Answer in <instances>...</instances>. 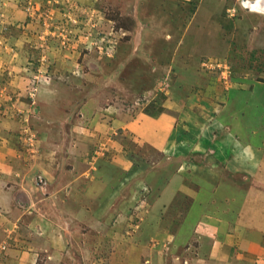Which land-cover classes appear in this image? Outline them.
Wrapping results in <instances>:
<instances>
[{
  "label": "rangeland",
  "instance_id": "1",
  "mask_svg": "<svg viewBox=\"0 0 264 264\" xmlns=\"http://www.w3.org/2000/svg\"><path fill=\"white\" fill-rule=\"evenodd\" d=\"M246 1L0 0V264H205L222 249L184 221L186 169L210 150L164 149L179 123L201 137L198 116L215 121L231 90L264 89V12Z\"/></svg>",
  "mask_w": 264,
  "mask_h": 264
},
{
  "label": "crops",
  "instance_id": "2",
  "mask_svg": "<svg viewBox=\"0 0 264 264\" xmlns=\"http://www.w3.org/2000/svg\"><path fill=\"white\" fill-rule=\"evenodd\" d=\"M246 2L247 11L264 12V0ZM255 3L256 7H252ZM239 90L230 91L226 104L222 105L215 121L207 122L206 118L198 116L200 124L196 132L205 129L200 130L201 137L198 134L190 139L184 137L182 124L179 123L176 124L175 130L170 129L171 132L175 131V153L167 146L171 140H167L164 149L165 158L197 153L185 151L181 145L187 142L194 150L204 149L200 146L210 150L198 154L202 159H206V166L196 165L195 168L186 169L190 170V179L198 185L197 188H189V185H186L182 189L192 197V204L184 221L193 227L209 229L211 237L222 247L216 250L212 248L214 251L210 258L206 257L205 264H219L221 256L224 255L228 256L230 263L222 264H259L258 256L263 252L264 89L263 86H255L254 91ZM248 110L251 112L248 113ZM160 120L166 121L164 118ZM191 124L195 127L194 121H191ZM174 184L175 181L170 183L166 189L167 193L177 191L178 188L174 187ZM192 231L190 228L189 236H192ZM222 241L225 243L222 244ZM236 242L240 249H230Z\"/></svg>",
  "mask_w": 264,
  "mask_h": 264
},
{
  "label": "bare ground",
  "instance_id": "3",
  "mask_svg": "<svg viewBox=\"0 0 264 264\" xmlns=\"http://www.w3.org/2000/svg\"><path fill=\"white\" fill-rule=\"evenodd\" d=\"M253 6L252 7H256V3L255 4H252ZM259 8V7H258ZM254 9V8H253Z\"/></svg>",
  "mask_w": 264,
  "mask_h": 264
}]
</instances>
